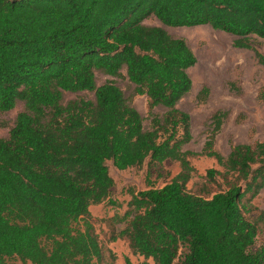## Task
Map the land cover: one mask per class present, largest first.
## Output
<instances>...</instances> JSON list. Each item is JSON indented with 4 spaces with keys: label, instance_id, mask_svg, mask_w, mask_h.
<instances>
[{
    "label": "trees",
    "instance_id": "16d2710c",
    "mask_svg": "<svg viewBox=\"0 0 264 264\" xmlns=\"http://www.w3.org/2000/svg\"><path fill=\"white\" fill-rule=\"evenodd\" d=\"M150 15L236 35L235 46L264 66L249 42L264 41V0H0V111L25 106L0 138V264H100L89 208L109 200L106 161L123 170L146 159L177 161L180 170L161 187L129 191L131 218L112 239L126 238L152 264H174L181 247L180 264H264V244L252 250L264 213L245 216L264 188V141L234 144L224 157L214 139L226 113L217 112L201 151L183 150L190 116L177 103L191 89L196 57L183 38L144 25ZM123 67L148 98L150 129L112 81L95 84L94 69L115 76ZM63 91L95 99L62 104ZM158 105L162 116L152 111ZM195 155L225 168V190L204 197L187 189Z\"/></svg>",
    "mask_w": 264,
    "mask_h": 264
},
{
    "label": "rangeland",
    "instance_id": "374dc122",
    "mask_svg": "<svg viewBox=\"0 0 264 264\" xmlns=\"http://www.w3.org/2000/svg\"><path fill=\"white\" fill-rule=\"evenodd\" d=\"M142 23L161 27L171 36L183 38L196 57V63L187 70L192 81L191 89L177 103V107L190 116L191 140L182 147L183 150L195 153L201 151L213 129L212 117L217 112L226 113L214 139V149L224 157L234 144L264 141V98L261 97L264 92V66L257 61L252 49L235 46L234 42L238 38L236 35L214 29L208 24L169 26L153 15L145 18ZM249 42L264 55L263 39L249 35ZM94 78L96 86L112 81L128 103L138 111L144 128H151L148 98L144 94L135 93V85L129 80L125 67L115 76L94 69ZM203 89H207L206 93ZM76 99L94 101V92H62V104ZM24 108V102L17 100L12 109L0 111V138L9 136L18 113ZM166 110L164 106L158 105L152 111L162 116ZM190 160L195 168L186 184L190 192L209 197L227 188L231 177L224 174L225 168L218 165L213 157L195 155ZM106 165L114 180L109 196L113 204L107 200L89 208L93 231L103 251L100 264H125V257L131 264H152L151 259L134 254L126 238L112 239V236L118 235L131 218L124 217L130 209L129 191L138 192L163 186L179 172V163L169 159L161 163H150L146 159L141 165L123 170L114 167L111 160H107ZM209 168H215L222 174L210 179L206 175ZM251 204L253 210L245 216L255 220L259 213H264V188L252 199ZM263 244L264 220H261L258 222V234L252 250ZM184 250V247L180 248L174 264H180ZM10 262L20 263L17 259H10Z\"/></svg>",
    "mask_w": 264,
    "mask_h": 264
}]
</instances>
